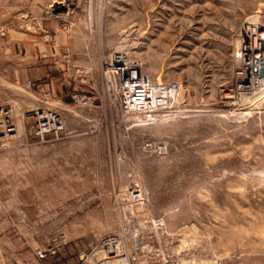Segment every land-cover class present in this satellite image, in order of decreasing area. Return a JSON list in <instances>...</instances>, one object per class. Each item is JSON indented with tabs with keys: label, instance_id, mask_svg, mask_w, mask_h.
<instances>
[{
	"label": "rangeland",
	"instance_id": "374dc122",
	"mask_svg": "<svg viewBox=\"0 0 264 264\" xmlns=\"http://www.w3.org/2000/svg\"><path fill=\"white\" fill-rule=\"evenodd\" d=\"M10 8L43 41L63 99L39 100L49 90L27 43L24 101L0 103V264H81L107 234L130 249L154 217L198 264H264V77L239 82L257 69L244 63V23L264 31V0ZM117 54L148 77L151 105H124L128 90L105 72ZM43 108L64 117L60 135L36 132Z\"/></svg>",
	"mask_w": 264,
	"mask_h": 264
},
{
	"label": "built area",
	"instance_id": "2783aa9c",
	"mask_svg": "<svg viewBox=\"0 0 264 264\" xmlns=\"http://www.w3.org/2000/svg\"><path fill=\"white\" fill-rule=\"evenodd\" d=\"M105 72L108 77H114L122 89L128 90L122 98L126 107L142 108L151 105L150 81L144 74H139L122 54L106 64ZM36 132L42 136L47 133L60 135L66 129L65 119L52 108H43L36 112ZM136 196H141L137 189ZM151 223L150 234L132 235V245L127 249L121 234L102 236L91 248L81 264H198L196 257L190 251L175 252L163 240L166 236L167 222L164 217L148 218ZM217 263V261H215Z\"/></svg>",
	"mask_w": 264,
	"mask_h": 264
},
{
	"label": "crops",
	"instance_id": "0c3cea01",
	"mask_svg": "<svg viewBox=\"0 0 264 264\" xmlns=\"http://www.w3.org/2000/svg\"><path fill=\"white\" fill-rule=\"evenodd\" d=\"M16 9L10 8V0H0V103L4 104L18 99L22 104L24 101L21 95L15 94V87L20 89L26 81V49L29 43L31 46L28 47L32 49V56L28 57L35 58L37 77L49 90V93H40L39 100L43 102L47 98V103L56 105L58 100L63 98L59 96L58 78L54 72H49L48 59L42 54L44 43L36 35L35 29L27 30L25 25L20 23L19 11ZM63 33V30L57 29L56 36L60 38ZM59 43L63 42L59 40Z\"/></svg>",
	"mask_w": 264,
	"mask_h": 264
},
{
	"label": "bare ground",
	"instance_id": "6f19581e",
	"mask_svg": "<svg viewBox=\"0 0 264 264\" xmlns=\"http://www.w3.org/2000/svg\"><path fill=\"white\" fill-rule=\"evenodd\" d=\"M58 2L63 3L64 1ZM260 25L261 24L259 23H253V21H247L244 23L246 28L245 31H247L245 33V37L243 39L244 44L242 46V55L245 60L244 63L246 65L254 63L257 65V69L248 70L244 76H240L239 82L244 88L253 86L255 80H260V78L264 77V31L259 33V29L261 28Z\"/></svg>",
	"mask_w": 264,
	"mask_h": 264
},
{
	"label": "water",
	"instance_id": "95a60500",
	"mask_svg": "<svg viewBox=\"0 0 264 264\" xmlns=\"http://www.w3.org/2000/svg\"><path fill=\"white\" fill-rule=\"evenodd\" d=\"M55 6H56V8L58 9V10H61V9H65L66 8V5L65 4H63V3H56L55 4Z\"/></svg>",
	"mask_w": 264,
	"mask_h": 264
}]
</instances>
